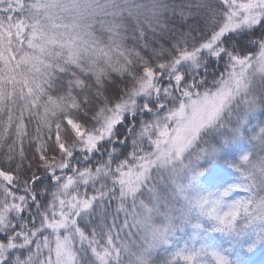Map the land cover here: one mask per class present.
I'll list each match as a JSON object with an SVG mask.
<instances>
[{
    "label": "snow or ice",
    "instance_id": "obj_1",
    "mask_svg": "<svg viewBox=\"0 0 264 264\" xmlns=\"http://www.w3.org/2000/svg\"><path fill=\"white\" fill-rule=\"evenodd\" d=\"M0 264H264V0H0Z\"/></svg>",
    "mask_w": 264,
    "mask_h": 264
},
{
    "label": "trees",
    "instance_id": "obj_2",
    "mask_svg": "<svg viewBox=\"0 0 264 264\" xmlns=\"http://www.w3.org/2000/svg\"><path fill=\"white\" fill-rule=\"evenodd\" d=\"M220 238L219 237H217V240H219Z\"/></svg>",
    "mask_w": 264,
    "mask_h": 264
}]
</instances>
